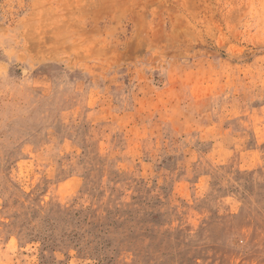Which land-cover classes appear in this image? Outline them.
I'll list each match as a JSON object with an SVG mask.
<instances>
[{
  "label": "rangeland",
  "instance_id": "obj_1",
  "mask_svg": "<svg viewBox=\"0 0 264 264\" xmlns=\"http://www.w3.org/2000/svg\"><path fill=\"white\" fill-rule=\"evenodd\" d=\"M0 264H264V0H0Z\"/></svg>",
  "mask_w": 264,
  "mask_h": 264
}]
</instances>
